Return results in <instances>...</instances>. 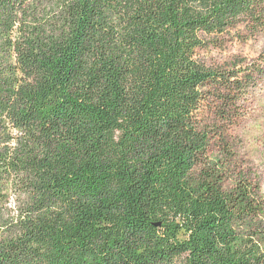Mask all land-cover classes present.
<instances>
[{
  "label": "trees",
  "instance_id": "obj_1",
  "mask_svg": "<svg viewBox=\"0 0 264 264\" xmlns=\"http://www.w3.org/2000/svg\"><path fill=\"white\" fill-rule=\"evenodd\" d=\"M239 26L264 0H0V264H264L259 190L193 174L263 75L197 57Z\"/></svg>",
  "mask_w": 264,
  "mask_h": 264
},
{
  "label": "rangeland",
  "instance_id": "obj_2",
  "mask_svg": "<svg viewBox=\"0 0 264 264\" xmlns=\"http://www.w3.org/2000/svg\"><path fill=\"white\" fill-rule=\"evenodd\" d=\"M203 40L206 46L198 51L197 57L206 67L260 70L263 75L238 102L241 115L234 123H223L213 115L216 109H204L202 118L210 128L211 137L206 155L193 169L194 177L211 166L222 174L223 186L232 189L239 176H243L264 199V33L252 34L245 26H239L220 36H204ZM260 220V229L264 230V218ZM238 228L243 238L252 232L259 233L244 225ZM260 234L259 240L264 244V232Z\"/></svg>",
  "mask_w": 264,
  "mask_h": 264
}]
</instances>
